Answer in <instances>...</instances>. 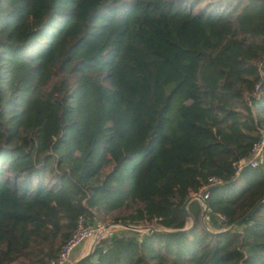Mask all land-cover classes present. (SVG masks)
Returning <instances> with one entry per match:
<instances>
[{"label": "trees", "instance_id": "16d2710c", "mask_svg": "<svg viewBox=\"0 0 264 264\" xmlns=\"http://www.w3.org/2000/svg\"><path fill=\"white\" fill-rule=\"evenodd\" d=\"M262 138L264 0H0V264H264Z\"/></svg>", "mask_w": 264, "mask_h": 264}, {"label": "built area", "instance_id": "2783aa9c", "mask_svg": "<svg viewBox=\"0 0 264 264\" xmlns=\"http://www.w3.org/2000/svg\"><path fill=\"white\" fill-rule=\"evenodd\" d=\"M255 91L258 94L261 93L258 85L255 87ZM234 167L237 175L244 168L257 169L259 167H264V138L254 143L250 154L246 158L235 163ZM208 182L210 185L220 183V181L214 177L209 178ZM200 193L193 195L194 198L200 200L207 198V194L201 196ZM119 230L124 231L125 228L119 225L107 226L97 217L88 221L82 216H79L76 219L73 233L61 246L57 258L52 260L50 264H73V262L76 261L77 250L84 247L85 242L89 241L88 253L93 249L91 245H94L98 239L110 237Z\"/></svg>", "mask_w": 264, "mask_h": 264}, {"label": "water", "instance_id": "95a60500", "mask_svg": "<svg viewBox=\"0 0 264 264\" xmlns=\"http://www.w3.org/2000/svg\"><path fill=\"white\" fill-rule=\"evenodd\" d=\"M183 209L185 210V205L183 206ZM253 210H254V208L249 212V213H247L242 219H240L237 223H236V225H238L239 223H241L244 219H246L252 212H253ZM185 213H186V215H187V212H186V210H185ZM93 247V244L91 245V248ZM90 253H91V251H90ZM88 255V254H87ZM87 255H85V256H87ZM84 256V257H85ZM82 258V257H81ZM79 260V259H78ZM78 260H76L75 261V263L78 261Z\"/></svg>", "mask_w": 264, "mask_h": 264}, {"label": "rangeland", "instance_id": "374dc122", "mask_svg": "<svg viewBox=\"0 0 264 264\" xmlns=\"http://www.w3.org/2000/svg\"><path fill=\"white\" fill-rule=\"evenodd\" d=\"M239 174H240V173H238V175H239ZM239 177H240V176H239ZM97 218H98V217H97ZM140 232H142V230H141ZM84 248H85V249H84L83 253H85V252L87 253V250L89 249V241L85 242ZM88 253H90V252H88ZM88 253H87V254H88ZM80 254H81V253H80ZM83 256H85V255H83V254L79 255V257H77L76 260L79 259V258H81V257H83Z\"/></svg>", "mask_w": 264, "mask_h": 264}, {"label": "crops", "instance_id": "0c3cea01", "mask_svg": "<svg viewBox=\"0 0 264 264\" xmlns=\"http://www.w3.org/2000/svg\"><path fill=\"white\" fill-rule=\"evenodd\" d=\"M84 247H82V248H79L77 251H78V253H77V255H76V258L77 257H79V255H81V254H83V255H86V252L85 253H83V251H84ZM81 253V254H80Z\"/></svg>", "mask_w": 264, "mask_h": 264}]
</instances>
